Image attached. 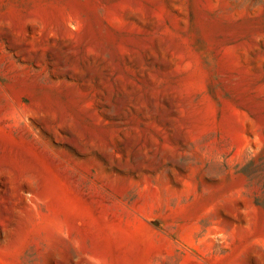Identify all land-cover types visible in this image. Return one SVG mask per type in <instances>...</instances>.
I'll return each mask as SVG.
<instances>
[{"label": "rangeland", "instance_id": "rangeland-1", "mask_svg": "<svg viewBox=\"0 0 264 264\" xmlns=\"http://www.w3.org/2000/svg\"><path fill=\"white\" fill-rule=\"evenodd\" d=\"M0 264H264V0H0Z\"/></svg>", "mask_w": 264, "mask_h": 264}]
</instances>
